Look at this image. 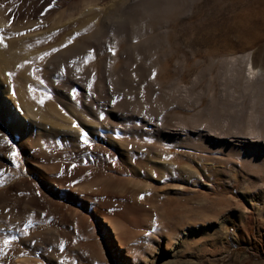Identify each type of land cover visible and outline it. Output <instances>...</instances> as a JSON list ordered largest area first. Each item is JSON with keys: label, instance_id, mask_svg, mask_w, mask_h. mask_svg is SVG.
<instances>
[{"label": "rangeland", "instance_id": "obj_1", "mask_svg": "<svg viewBox=\"0 0 264 264\" xmlns=\"http://www.w3.org/2000/svg\"><path fill=\"white\" fill-rule=\"evenodd\" d=\"M44 1L17 38L32 35L35 52L92 37L66 60L78 88L60 87L62 67L49 79L56 109L84 114L91 147L79 118L33 146L0 116V264H264V0H97L99 25L67 40L87 25L83 0L0 8Z\"/></svg>", "mask_w": 264, "mask_h": 264}, {"label": "bare ground", "instance_id": "obj_2", "mask_svg": "<svg viewBox=\"0 0 264 264\" xmlns=\"http://www.w3.org/2000/svg\"><path fill=\"white\" fill-rule=\"evenodd\" d=\"M2 1L4 0H0V2ZM120 1L122 2L126 0H120ZM96 2L97 0H83L81 2V10L83 12L86 11L88 12V14L85 15L87 19L84 22L87 23V25L86 27H81L80 29L76 30L75 33L74 32L66 33L67 29L65 28L63 31L64 32L63 35L64 38L66 37V40L67 38H70L69 36H73V34L85 35V33L87 34V32H90V28L92 29L93 27H96V25H99L98 21H99L100 13L96 8L95 5ZM50 6L51 5L49 1L48 2L44 1V3L33 4L30 6L25 5L21 7H15V8L13 7V9L10 10L0 8V29H3L2 35L5 38V44H6V47L0 46V116L7 123L8 125L7 128H9L11 134L19 136L24 143L30 142L32 143V145L33 142H36L41 138L42 139L43 138L47 139L48 137L53 138V133L56 131L59 132L68 129H73L70 125L72 119L75 120L79 118L78 119L79 124H77L78 126L76 128L78 132L79 131L81 132V130H83L82 128H84L82 123L84 121H82V119L80 120L81 116L83 117L84 114L83 115L76 114L75 111L71 109L68 105L67 107L62 109L63 111L62 110L58 111L59 108L56 109L57 108L56 104L58 103H55L54 101L55 94L53 95V93L56 91L59 92V90L57 88L55 89L56 91L53 90V87L49 85V79L51 76H53V69L56 68L58 69L62 67V69L64 70V72L62 73L63 74L62 79H64V83H61L60 87L65 88L66 84L73 85L72 89L75 86L76 88L80 86L78 85V83L73 84L72 80H74V78L72 77L73 75L70 74L72 72L70 70L71 67L67 65L69 61L66 60H70L69 57L73 59L75 56L79 55V53H82L81 51H83L82 49L84 47L93 44L89 41V38L91 36L90 37L87 36L88 38H85V41L81 40L80 42L76 43L72 48L69 47L65 49L66 46L62 47L61 45L62 43H60L57 46H53L52 44L47 43V45L43 46L41 49L35 52L29 51L30 46L34 44V38L33 39L30 38V36L32 35L23 38H17L18 37L17 34L19 30L22 29L30 30L29 28H33L39 25V22L41 21V16H44L49 12ZM140 9L141 8H139L138 11H140ZM138 11L137 14L140 15V17L142 18L143 17L142 12L138 13ZM69 17L73 18V14H70ZM9 19L12 20L11 26L8 25ZM53 28L55 29L56 27ZM7 29L14 30L16 32V38L12 39L11 36H8L6 34ZM100 34L101 32L97 30L92 36L93 38L95 37L97 39V37ZM42 35L43 38H45L47 41H50L49 39L52 36V29L45 31ZM53 49H55V51H53ZM44 53H50V54L45 56L43 59H39V57H41ZM17 65H19V67H17ZM250 70L253 71L254 67H251ZM9 73L11 75H9ZM35 79L41 81L42 86H40V89L36 85ZM80 93L81 91L79 89L78 96H80L81 99L82 93L81 94ZM59 95L63 98H67L64 95H62V93ZM39 101H43V103H39ZM37 105H40L42 107L39 106L40 107L39 108ZM84 105L83 106L81 105L82 108L85 107ZM83 118L85 119V117ZM78 120H76V122ZM90 128L92 127L90 126ZM7 130H3L0 127V133L4 135L3 137L4 138L6 137L7 139L10 140L11 135L10 132ZM59 144L61 146L59 147V149L61 148L63 150L65 147L70 146L71 143L69 139L64 137L61 138V140H59ZM73 144H76L77 146V143L74 142ZM72 147L76 148L75 145ZM46 149L47 148L45 147V150ZM64 166L65 165H61L59 167L60 172L56 177L61 175L66 177V170L68 169V167H64ZM84 171L86 170L81 168L78 169L77 173L71 176L72 179L71 177L69 178L71 179L70 181L80 177L79 175L82 176L84 174L83 173ZM52 181L57 182L58 179L54 178L52 179ZM59 188L61 187H58V189ZM90 198L94 200L103 199L102 201L107 203L111 197L109 198L107 194L103 196L102 195L95 197L92 196ZM101 204L102 207L99 208L95 213L97 215H103L102 219L105 218L103 220H105V223H107L108 226L111 227L112 232L115 235V239L118 241V243H121V241H119L121 240V238L118 236V229H117L118 224L116 223V221L118 220H114L113 217L112 219L108 218L106 213L107 207H105V205L102 202ZM41 220L39 222V225L46 222L45 217L44 218L42 217ZM39 237L45 243L46 238H44L42 235H40ZM45 244H47V241ZM17 264H33V263H31L29 260H26L25 262L23 261L17 262Z\"/></svg>", "mask_w": 264, "mask_h": 264}, {"label": "snow or ice", "instance_id": "obj_3", "mask_svg": "<svg viewBox=\"0 0 264 264\" xmlns=\"http://www.w3.org/2000/svg\"><path fill=\"white\" fill-rule=\"evenodd\" d=\"M0 7H2V5H0ZM11 24H12V20L9 19V20H8V25L11 26ZM2 33H3V29H0V46H4V47H6V44H5V38H4V36L2 35ZM17 35H23V33H18ZM68 43H71V40H69ZM64 46H66V45H62V47H64ZM53 51H55V49H53ZM110 51H111V49H110ZM49 54H50V53H44L41 57H39V59H43L45 56H47V55H49ZM86 62H87V61H85V63H86ZM29 63H30V62H29ZM17 67H19V65H17ZM9 75H11V74L9 73ZM39 103H43V101H39ZM101 118H103V117H101ZM73 127H77V125H76L75 123H73ZM79 139H80L85 145H87L88 147H91V144H90V142L88 141V139H87V134H86L85 132L81 131V133H80V138H79ZM5 142H7V140H5ZM10 155H11V157H12L13 159L15 158V156L17 155L15 149H12ZM73 167H75V165H73ZM140 198L143 199L142 196H141ZM6 211H7V210H6ZM25 235H27V232H25ZM145 235L147 236V235H149V233L146 232ZM14 239H15L14 237H6V238H4V239H3V245H4L5 247H7V246L12 242V240H14ZM61 251H63V245H61Z\"/></svg>", "mask_w": 264, "mask_h": 264}]
</instances>
